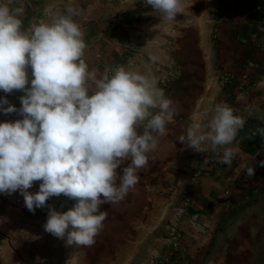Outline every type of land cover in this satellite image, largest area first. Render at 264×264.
Returning <instances> with one entry per match:
<instances>
[{
    "label": "crops",
    "instance_id": "obj_1",
    "mask_svg": "<svg viewBox=\"0 0 264 264\" xmlns=\"http://www.w3.org/2000/svg\"><path fill=\"white\" fill-rule=\"evenodd\" d=\"M184 3L185 11L177 14L175 22L162 20L144 0H16L13 7L23 5L25 30L32 24L50 22L56 15H67L71 7L76 13L73 19L85 34L84 59L89 70L97 69L102 75L108 69L111 75L118 66H125L157 80L173 101L174 123L166 126L167 134L159 137L158 148L148 153L149 163L138 170L140 180L126 197H135L145 213L153 212L154 206L159 213L161 198L168 212L177 206L188 211V221L183 223L188 254L174 264H250L256 261V256H247L254 226L247 222L238 231L233 221L225 223V219L233 212L255 211L261 203L255 198L264 197V167L259 165L264 161V140L256 148V139L244 127L232 145L240 151L228 167L218 162L222 149L219 155L197 152L178 137L186 134L190 124L210 119L214 106L221 102L246 122L264 126V25L260 26L261 20L264 23V0ZM216 25L218 39L213 43ZM150 53L159 60L151 62ZM28 72L30 87L31 69ZM253 83L256 86L251 91ZM22 95L21 90L8 94L0 90V98L17 109ZM253 97L260 103L257 110L249 108ZM22 118L18 112L0 111V123ZM130 163L125 161L117 169L118 175ZM247 166L255 169L251 178ZM40 183L35 181L28 191H37ZM15 196L22 195L19 191L0 193V198ZM126 197L121 222L128 205ZM191 218H197L208 231L196 230ZM121 222L120 237L122 230L127 231ZM148 236L152 240L157 236L153 227L144 242Z\"/></svg>",
    "mask_w": 264,
    "mask_h": 264
},
{
    "label": "clouds",
    "instance_id": "obj_2",
    "mask_svg": "<svg viewBox=\"0 0 264 264\" xmlns=\"http://www.w3.org/2000/svg\"><path fill=\"white\" fill-rule=\"evenodd\" d=\"M144 3L168 22L185 11L184 0ZM14 4L16 0H0V90H21L24 95L19 109L0 98V111L18 112L23 118L0 123V193L19 191L33 213L50 197L75 199L66 212L50 208L44 230L64 238L71 225L67 243L91 247L108 215L100 206L122 201L137 185L148 153L158 148L166 126L174 123L173 101L150 75L125 66L111 75L108 69L102 75L89 70L85 34L71 7L67 15L25 30L24 7ZM149 59L155 63L159 56L150 53ZM245 123L244 116L221 102L210 119L190 124L178 140L197 152L219 155L222 149L218 162L231 167L240 151L232 145ZM253 135L264 140V127ZM127 160L131 163L118 175ZM259 165L264 167V161ZM245 171L249 178L255 174L252 166ZM35 181H41L39 190L29 192Z\"/></svg>",
    "mask_w": 264,
    "mask_h": 264
},
{
    "label": "rangeland",
    "instance_id": "obj_3",
    "mask_svg": "<svg viewBox=\"0 0 264 264\" xmlns=\"http://www.w3.org/2000/svg\"><path fill=\"white\" fill-rule=\"evenodd\" d=\"M261 25L263 28L262 20ZM216 27L213 26L212 30L213 43L218 39L215 35ZM126 199V214L121 213L126 223L119 220L120 212L125 211L123 200L113 204L104 203L100 211H107L108 215L103 222V229L95 237V244L91 247H78L67 243V232L72 230L71 225L64 238H57L44 230L49 209L66 212L73 208L77 202L75 199L63 194L53 196L47 200L45 207L37 208L33 213L25 207L23 196L0 198V264H160V260L169 256H187V236L178 250L173 244L176 231L185 232L183 223L188 221L185 217L188 211L185 214L184 207H181L183 210L177 206L168 212L166 202L161 198L159 213L155 212V206L153 212L145 213L143 206L136 204L135 197L127 196ZM255 199L261 201L255 211L230 213L225 223L233 221L238 231L247 222L254 226L255 233L248 245L247 256H256V261L250 264H264V197ZM191 220L204 227L197 218ZM119 222L127 228L126 233L122 230V237ZM152 227L157 236L154 240L148 236L144 242L143 237L152 231ZM205 229L207 232L208 229Z\"/></svg>",
    "mask_w": 264,
    "mask_h": 264
},
{
    "label": "built area",
    "instance_id": "obj_4",
    "mask_svg": "<svg viewBox=\"0 0 264 264\" xmlns=\"http://www.w3.org/2000/svg\"><path fill=\"white\" fill-rule=\"evenodd\" d=\"M215 31H217V28H215ZM256 85L253 83L252 86H251V91L252 89L255 87ZM252 97V96H251ZM260 107V103L253 97L252 99H250L249 101V108L252 109V110H257L258 108ZM257 127H264L262 124L260 123H257L252 129H251V135L255 138H261L259 135H256L254 136L253 135V132L254 130L257 128ZM185 208V207H184ZM184 208H181L180 209H183ZM186 210V209H185ZM185 214H186V211H185ZM191 224L194 228H196V230L200 231V232H205L206 229L205 227H203L200 223H198L197 221L195 220H191ZM186 238V233L185 232H182V231H176V234L174 235L173 237V244H174V248L176 250H178L179 248H181V245L183 243V241L185 240ZM180 257L182 256H174V257H168L166 259H162L160 260V264H174Z\"/></svg>",
    "mask_w": 264,
    "mask_h": 264
},
{
    "label": "trees",
    "instance_id": "obj_5",
    "mask_svg": "<svg viewBox=\"0 0 264 264\" xmlns=\"http://www.w3.org/2000/svg\"><path fill=\"white\" fill-rule=\"evenodd\" d=\"M256 124H257V122H254V121H252V120L247 121V122L245 123V126H244V127H245L244 129H247V130H245V132L251 134V129H252ZM254 139H256V141H257V143L255 144V147L258 148L259 145H260V143H261L263 140H262L261 138H254Z\"/></svg>",
    "mask_w": 264,
    "mask_h": 264
}]
</instances>
